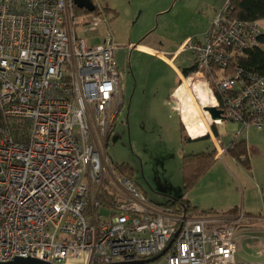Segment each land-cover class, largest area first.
<instances>
[{"label":"built area","instance_id":"obj_1","mask_svg":"<svg viewBox=\"0 0 264 264\" xmlns=\"http://www.w3.org/2000/svg\"><path fill=\"white\" fill-rule=\"evenodd\" d=\"M74 6L0 0V112L31 124L22 141L0 128V262L137 264L159 257L168 264H236L243 229L263 223L264 214L194 215L160 206L104 156L122 107L118 47L111 32L97 45L80 38ZM223 12L203 40L186 42L198 66L184 83L192 102L208 101L201 110L212 128L232 121L263 131L264 77L235 57L264 27ZM214 65L220 70L212 86L205 70ZM207 106L221 109L222 118ZM240 132L227 146L210 134L217 159Z\"/></svg>","mask_w":264,"mask_h":264},{"label":"rangeland","instance_id":"obj_2","mask_svg":"<svg viewBox=\"0 0 264 264\" xmlns=\"http://www.w3.org/2000/svg\"><path fill=\"white\" fill-rule=\"evenodd\" d=\"M93 1L100 12L80 14L75 28L79 37L90 45L103 43V38L111 32L118 47L115 58L123 91V105L107 138L104 156L114 164L126 162L133 167L134 175L131 178L136 186L146 194L149 201L160 206H165L172 198L184 197L185 194L192 200L200 201L203 197L235 200L239 206L242 205L244 192L254 199L257 190L253 184L264 180V131L254 127L244 128L243 124L232 121L220 124L218 138L224 146L231 143L235 133L241 131L239 138L247 141L251 167L232 156L224 155L199 179L193 188L194 196L191 195L193 190L186 193L183 157L210 149L212 139H192V132L186 133L180 128L174 104L167 102L179 85L176 70L166 61L164 63L155 56L132 48L139 42L151 44L171 58V53L178 49L187 35L201 39L229 0ZM106 7L116 9L118 13L108 14L105 12ZM194 61L195 56L187 46L181 51L176 64L183 70L191 67ZM191 91L188 87L187 95L179 96L182 108L187 107L188 96L189 103H192ZM202 101L208 103L206 99ZM203 103L200 100L196 102V109H188L199 114L202 119H207L202 111ZM200 117L195 121L198 129ZM231 162L236 163L229 164ZM101 201L104 202L102 198ZM102 212L106 214L107 210L103 208ZM187 212L198 213L196 208ZM259 212L262 209L256 213ZM254 239L248 241L240 236L236 264L264 263V234ZM146 264L168 262L161 259Z\"/></svg>","mask_w":264,"mask_h":264},{"label":"trees","instance_id":"obj_3","mask_svg":"<svg viewBox=\"0 0 264 264\" xmlns=\"http://www.w3.org/2000/svg\"><path fill=\"white\" fill-rule=\"evenodd\" d=\"M95 3V2H94ZM228 11V14H226L228 17L232 19H236L239 21L244 22H257L264 20V0H229L228 5L224 8ZM223 9V10H224ZM75 13L79 16L80 14H90L91 12L87 11L84 8L78 7L76 4L74 6ZM222 10L221 13H224ZM96 13H99V8L96 5V10L94 11ZM93 12V13H94ZM105 12L110 14L111 12H116L113 8H105ZM214 20L211 22L210 27L206 31L204 37L202 39L193 38L195 40L201 41L205 38L206 34L210 31L212 28ZM196 58V57H195ZM236 62L238 65L243 68L245 71L253 72L257 75L264 77V32L261 33L258 36V42L251 47H248L243 50L242 53L238 54L236 57ZM197 66L195 63L189 67L183 69L184 74H188L191 71H194L197 69ZM219 67L214 65L211 69H206L205 73L207 75L208 80L210 81V84L214 86V76L217 71H219ZM29 121L24 122H14L7 119L1 112H0V128H8L11 132V135L16 140H25L27 138L28 132H29ZM213 131L215 135H219V130L214 126ZM201 138H210L209 135H205ZM213 144V143H212ZM249 148L247 147V141L244 138L239 139V141L229 147L226 151V155L234 157L236 160L244 163L247 167L250 166V158H249ZM217 150L214 146L204 152L200 153H191L187 154L183 157L182 161V171H183V184L185 192H190L193 190L199 179L205 175L215 164ZM116 168L119 169V171L125 175L130 177L134 175V169L128 163H117L114 164ZM186 195V194H185ZM184 197L181 196L179 198H172L171 200H168V202L165 204V206L173 207L176 211L179 212H187L190 208V204L186 202ZM103 197H106L103 195ZM102 198V195H101ZM196 208V207H195ZM222 214V212H219L215 209H202L198 212V214Z\"/></svg>","mask_w":264,"mask_h":264},{"label":"crops","instance_id":"obj_4","mask_svg":"<svg viewBox=\"0 0 264 264\" xmlns=\"http://www.w3.org/2000/svg\"><path fill=\"white\" fill-rule=\"evenodd\" d=\"M258 23H260L264 27V20L258 21ZM189 38H192V37L189 35H187L185 37V39L180 43L178 49H176L175 51H173V53H171V56H170L171 58L166 57L162 53L161 50L157 49L156 47L152 46L151 44H145V43L139 42V43H135L134 45L138 46V47H135V49L137 51H140L142 53H147L151 56H155L156 58H158L162 62H164V63L167 62L168 64H170V66H172L176 70L178 77H179V85L175 87L174 91L172 92L171 99H168L167 102H171L174 104L173 108L176 112V115H178L177 117H179L180 128L183 130V132L184 131L186 133L189 131L192 132V139H198L200 137H203V136L211 134V133L214 135L215 138L216 137L218 138V136H215V133L213 131L212 126H209V124H208L209 130H207L201 124L202 118L200 117V115L197 114L196 112L190 111L188 109L189 107H193L194 109H196V106H195L196 104L194 102L191 101L192 103H189L190 102L189 96L187 97V101H188L187 107L182 108V106L179 105L180 104L179 96L181 95V97H184L183 94L185 96L187 95L186 91H188V89H187V85L184 83L185 82L184 79H185V77H187L190 74V72L188 74H184L182 68H180L176 64V62H177L179 56L181 55V51L184 48H186L185 47L186 42L188 41ZM127 45H126V48H128ZM122 105H123V102H122ZM184 111L187 112L186 113L187 118L184 117ZM198 116L200 117V121H198L199 125H200L199 129L196 128L197 122H195L196 118ZM210 138L212 139V136ZM212 143L214 144L213 141H212ZM222 144H223V142H222ZM232 163H236V162H231L229 164H232ZM253 186L257 190L256 191L257 196L254 197V199H252V198H250L249 194H246L244 192V196L242 198V205L241 206H239L238 203L235 202V200H233V201H227L225 199L224 200H220V199L216 200V199H212V198L206 199V197H203V199H201L202 201H200V200H195V199L192 200V198H190L189 195H185V200H186V202H188L190 204L189 210L196 207V210L199 212L202 209H210L211 208V209L218 210L219 212H222L221 215L225 214V216L233 217L243 208L244 210H241V211H244V213H246L247 215L252 216V217H259L262 214H264V180L261 179L260 183L255 182V184H253ZM194 191H195V189L192 191V193L190 192L192 196H194ZM215 191L216 190H214L212 192H215ZM261 209H262L261 213L260 212L256 213L257 211H260ZM196 214H198V213H196ZM196 214H194V215H196ZM251 222L254 225L250 226V228H246V229L244 228L243 230L245 232L241 234V236L246 238V240H248V241L255 240L254 239L255 236H257V235L260 236L261 234H264V222L259 223V222L253 221V220Z\"/></svg>","mask_w":264,"mask_h":264},{"label":"water","instance_id":"obj_5","mask_svg":"<svg viewBox=\"0 0 264 264\" xmlns=\"http://www.w3.org/2000/svg\"><path fill=\"white\" fill-rule=\"evenodd\" d=\"M75 4L80 7L84 8L87 11L93 13L96 10V4L93 0H74ZM205 110L210 112L211 116L213 118H222L223 111L221 109H217L215 107H205ZM159 257L151 258V259H142L135 263L137 264H146V263H152L156 261ZM0 264H51L48 262H45L43 260L35 259V258H22L18 257L12 262H0ZM111 264H130V263H111Z\"/></svg>","mask_w":264,"mask_h":264},{"label":"bare ground","instance_id":"obj_6","mask_svg":"<svg viewBox=\"0 0 264 264\" xmlns=\"http://www.w3.org/2000/svg\"><path fill=\"white\" fill-rule=\"evenodd\" d=\"M195 99H196V101H198V97H195ZM195 104H196V102H195ZM197 105V104H196ZM187 110V109H186ZM186 113L187 112H185L184 111V117L185 118H187V116H186ZM204 113V112H203ZM201 124L207 129V130H209V128H208V120L207 119H205V118H203V119H201Z\"/></svg>","mask_w":264,"mask_h":264},{"label":"flooded vegetation","instance_id":"obj_7","mask_svg":"<svg viewBox=\"0 0 264 264\" xmlns=\"http://www.w3.org/2000/svg\"><path fill=\"white\" fill-rule=\"evenodd\" d=\"M136 46H132V48H135Z\"/></svg>","mask_w":264,"mask_h":264}]
</instances>
